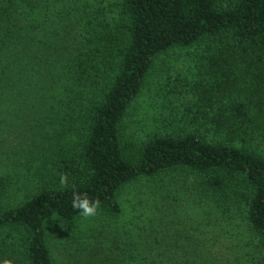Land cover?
Wrapping results in <instances>:
<instances>
[{
  "label": "trees",
  "instance_id": "1",
  "mask_svg": "<svg viewBox=\"0 0 264 264\" xmlns=\"http://www.w3.org/2000/svg\"><path fill=\"white\" fill-rule=\"evenodd\" d=\"M195 45L208 55L193 129L125 140L123 124L156 58ZM24 85L41 120L22 163L34 176L21 203L0 206V259L59 264L51 242L83 218L71 206L76 192L100 201L99 225L67 264H197L174 257L177 242L161 241L170 230L192 239L175 218L181 201H166L161 186L154 193L161 190L163 209L130 219L125 236L115 226L125 188L175 172L220 207L241 200L264 248V154L250 145L264 142V0H0V110ZM132 203L139 213L142 202ZM253 264H264V251Z\"/></svg>",
  "mask_w": 264,
  "mask_h": 264
},
{
  "label": "rangeland",
  "instance_id": "2",
  "mask_svg": "<svg viewBox=\"0 0 264 264\" xmlns=\"http://www.w3.org/2000/svg\"><path fill=\"white\" fill-rule=\"evenodd\" d=\"M207 55L205 45H195L174 48L156 58L142 93L130 108L123 124L125 140L133 141L130 135L143 140L152 134H178L193 129L198 85L206 79ZM18 58L24 66L31 62L28 55L23 60L20 55ZM28 74L24 77L26 80ZM10 75L12 77L13 73ZM32 98L24 85L13 88L10 106L4 108L1 103L0 178L7 185L1 193L0 206L6 208L21 203L32 190L33 170L29 172L28 167L22 164L25 162L24 151L31 139V126L41 122ZM250 145L264 154V142L259 137L251 140ZM193 183V177L181 172L164 175L154 181L141 179L132 183L122 193L121 205L125 215L115 226L120 227L125 236L124 227L128 228L130 219L136 221L137 216L141 217L137 221H141L143 217L152 216L160 207L163 209V199L159 194L162 190L166 201H181L180 208L175 209V218L183 221V236L192 237L191 241H180V234H175L174 230L161 237L165 244L177 242L180 245L175 246L176 259L197 260V264H253L264 248L261 239L247 226L244 203L241 200H226L220 203V207L214 200L191 193ZM158 186H161V190L154 193ZM134 200L142 202L137 205L139 213L131 210ZM94 220L92 216L83 217L61 232L54 241L52 239V255L57 263L67 264V254L75 252L78 242L92 234L91 230L88 231L89 227H98ZM164 228V225H160L157 234ZM186 243H189V247L183 249L181 246Z\"/></svg>",
  "mask_w": 264,
  "mask_h": 264
},
{
  "label": "clouds",
  "instance_id": "3",
  "mask_svg": "<svg viewBox=\"0 0 264 264\" xmlns=\"http://www.w3.org/2000/svg\"><path fill=\"white\" fill-rule=\"evenodd\" d=\"M59 183L62 186H67L68 177L66 174L60 175ZM71 206L73 209L79 210L82 217L87 218L96 215L97 209L100 207V201L98 199L90 201L86 193L74 192ZM0 264H14V261L11 259H0Z\"/></svg>",
  "mask_w": 264,
  "mask_h": 264
}]
</instances>
